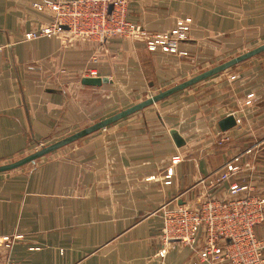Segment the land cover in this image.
<instances>
[{"label": "crops", "instance_id": "crops-1", "mask_svg": "<svg viewBox=\"0 0 264 264\" xmlns=\"http://www.w3.org/2000/svg\"><path fill=\"white\" fill-rule=\"evenodd\" d=\"M14 1L23 6L27 0ZM127 14L150 32L192 20L190 39L180 44L189 55L149 52L144 43L123 37L27 41L23 34L36 24L35 16L0 13V164L30 154L40 141L56 138L111 105L119 78L172 79L184 72L192 56L216 44L212 37L239 30L250 17L262 20L264 0H129ZM88 68L110 81L83 84L84 77H91L85 74ZM221 85L212 96L176 97L167 109L152 110V117L146 113L108 125L35 166L0 173V237L23 234L14 244L13 260L191 264L196 254L186 245L157 255L161 207L195 200L199 190L193 186L201 178L256 143L260 148L239 182L255 181L264 191V59ZM230 115L241 118V124L223 130L220 121ZM171 131L185 144L177 146ZM174 159L179 161L174 164ZM256 232L264 239V225Z\"/></svg>", "mask_w": 264, "mask_h": 264}, {"label": "built area", "instance_id": "built-area-1", "mask_svg": "<svg viewBox=\"0 0 264 264\" xmlns=\"http://www.w3.org/2000/svg\"><path fill=\"white\" fill-rule=\"evenodd\" d=\"M96 2L100 10L94 16H71L65 3L52 4L55 15L52 26L40 27L29 37L60 36L62 32L72 33L79 25L76 31L80 30L84 34L81 36L86 38L99 35L102 38L111 35L137 37L148 49L163 48L169 52L179 51L180 42L186 38V26L173 32L153 34L124 20V16H118L117 0ZM44 7L40 5L38 9ZM235 121L240 125L242 120L236 117ZM260 145L256 143L235 154L216 172L201 178L198 183L203 192L196 206L176 204L166 210L165 214L170 213L168 219L175 223L172 229L164 228L169 231L166 240H178L191 246L196 254L191 264H264V239L256 232L257 226L264 225V191L255 181L239 182L244 168H250L248 159Z\"/></svg>", "mask_w": 264, "mask_h": 264}, {"label": "rangeland", "instance_id": "rangeland-1", "mask_svg": "<svg viewBox=\"0 0 264 264\" xmlns=\"http://www.w3.org/2000/svg\"><path fill=\"white\" fill-rule=\"evenodd\" d=\"M5 0H0V13H3L4 16H35V20L36 24L34 25L33 28L24 31L23 34V39L30 41V40H36V39H41V38H57L60 40H67L70 42H73L75 39L76 40H84V41H90V42H107L115 37H123V38H127V36H123V35H111L107 38H102L101 35L99 36H92L93 38H86L84 35L81 33V31L79 30V32L76 31L77 27L76 26L73 30L72 33L69 32H62L61 34H59L60 36H53L50 35L48 36V34L46 35H37V37H29L31 36V34L34 33L35 30H38L40 27H51L52 26V22H53V16L54 13L51 10V5L57 2H63L67 5L66 11L71 15V16H94V14L97 12V10L99 9V5L98 2H96V0H27L25 1L24 5H19L20 3H16L14 0L13 3L11 4H5L4 2ZM128 1L129 0H117L118 5H117V13L118 16H124V20L132 22L130 20L127 19L126 16H128L127 14V10H128ZM45 6L44 9L39 10L38 6ZM218 8H223V7H228L229 9H233L235 6H217ZM55 11V10H54ZM17 12L16 15L15 13ZM250 21L246 22L247 24H243L241 28L238 30H234L231 31L230 33H226V34H222L221 36H214L212 37L213 40H215L216 44H213V47H211L210 49H207V51H203L201 52V54L199 55H195L192 56L191 59H189V63L187 65V67L183 68L184 72H178L177 76H174L172 79H156L154 77H151V79H142L139 78L138 75H134V77H129V78H119L116 82L115 88L116 90H118V96H115L116 99L113 101V103L111 105L108 106V104H104L103 110L101 109V111L97 112V114H93V116H88L87 121L85 123L79 124L77 125L75 128H72L71 130H68L62 134H60L59 136H57L56 138L52 139V140H44V141H40L38 143L37 146H35V148L33 149L32 152H35L36 150L41 149L44 146H47L51 143H54L66 136H69L89 125H92L93 123L100 121L102 119L107 118L108 116H111L123 109H126L138 102H141L142 100H145L147 98H149L150 96H153L157 93H159L160 91L166 90L172 86H174L175 84H178L184 80H187L207 69H210L220 63H223L235 56H238L248 50H251L257 46H259L260 44L264 43V15L262 16V20H258L257 22L254 21L253 17H250ZM79 21V20H78ZM193 21L190 19L187 20H178L175 24V26L169 30H165V31H160V32H150V33H168V32H173L174 30H176L177 28H179L180 26H186L187 30H186V38L180 42V44L184 41H188L190 39V31H191V26H192ZM139 25V24H138ZM141 28H143L146 31L145 27H142L141 25H139ZM80 28V27H79ZM84 28V26L82 27ZM131 40L134 41H139L145 44L147 50L149 52H163V53H170V54H176V55H181V56H188V51L187 50H183L180 47L179 44V51L177 52H169L167 50H164L163 48H156L154 50L148 49L147 45L145 42L142 41V39L134 37V38H129ZM264 59V52L254 56L250 59H247L246 61H243L239 64H237L234 67H231L229 69H227L224 72H221L217 75H214L200 83H197L189 88H186L182 91H179L177 93H174L173 95L158 101L148 107H145L144 109L137 111L115 123H112L109 126H117L119 124H126L129 123L130 120H132L133 118H135L136 116H144L146 113L147 115L150 116H146V117H152V115H154L152 110H165L168 107L172 106L175 104V98L176 97H181V96H187L188 99L192 100L193 99H197L200 98L202 96H204L205 98L207 96H212L214 93H216V90L219 88H222L221 83H223V81L226 78H231L233 79H237L239 76V72L240 70L246 68L247 66H249L250 64H252L253 62H256L257 60L260 59ZM85 74L91 76V77H97L98 76V71L96 68H88L85 70ZM95 73V74H92ZM150 82H152V84H149ZM157 108H160L157 110ZM144 116V117H145ZM99 131L97 132L98 134H100ZM174 131H171V135ZM94 133L93 135H91L89 138H92L95 136ZM84 138V137H83ZM85 139H79L76 140L72 143H69L53 152H58V151H62V150H68V148H71L72 146H76L79 144V142H82ZM173 138V137H172ZM174 140V139H173ZM31 152V153H32ZM30 153V154H31ZM239 153L238 151H236L235 154ZM49 154H52L49 153ZM45 155L41 158H48L47 156L49 155ZM28 155V154H27ZM233 155V156H234ZM26 156V155H24ZM22 156V157H24ZM20 157V158H22ZM41 158L36 159L35 161L31 162V163H27L17 169L11 170V171H6V172H18L26 167H31V166H35L37 164V162H40L39 160ZM17 160V159H16ZM179 160V159H178ZM15 161V160H14ZM174 164H176L174 161H172ZM172 169V168H171ZM171 169L168 170L167 174H171ZM173 171V169H172ZM4 173V172H2ZM168 176V175H167ZM169 177V176H168ZM194 188H198L199 193L195 194V200H193L192 202L188 203L185 202L183 204H179V203H166L161 207V213H160V218H161V228L159 231V235L158 237L160 238V241L162 243V246L160 248V250L158 251L157 255L158 256H163L166 254V252H168L174 245H186L188 247L191 248V246L185 244L184 242L178 241V240H166V236L168 234L169 231H165L164 228L168 229H172L175 227V223L172 222L170 219H168V215L170 214H165L166 210L169 207H173L174 205H184V204H189L192 206H196L197 204V200L198 198L201 197V192L202 188H201V184L196 183L194 186ZM201 188V189H200ZM193 189V188H192ZM166 220H168V223L166 222ZM23 234H12V235H7V236H2L0 237V264H18L16 261L13 260L12 258V251L14 248V244L16 242V240L20 239L22 237ZM5 249V250H4ZM32 250H37L39 249L38 247H31ZM193 250V249H192Z\"/></svg>", "mask_w": 264, "mask_h": 264}, {"label": "water", "instance_id": "water-1", "mask_svg": "<svg viewBox=\"0 0 264 264\" xmlns=\"http://www.w3.org/2000/svg\"><path fill=\"white\" fill-rule=\"evenodd\" d=\"M112 10V5L109 7V11ZM264 52V43L260 44L259 46L248 50L238 56H235L223 63H220L210 69H207L187 80H184L178 84H175L174 86L160 91L159 93L150 96L149 98L142 100L141 102H138L126 109H123L111 116H108L105 119H102L100 121H97L95 123H93L92 125H89L69 136H66L54 143H51L47 146L42 147L39 150H36L35 152H32L31 154H28L22 158H19L15 161L9 162V163H4V164H0V173L2 172H6V171H11L14 169H17L27 163H31L33 161H35L38 158H41L69 143H72L76 140H79L95 131H98L102 128L107 127L108 125H111L112 123H115L137 111H140L142 109H144L145 107H148L158 101H161L171 95H173L174 93H177L179 91H182L186 88H189L197 83H200L214 75H217L221 72L226 71L227 69L236 66L237 64L246 61L247 59H250L254 56H257L261 53ZM110 81L108 78L106 77H84L82 79V83L85 85H91V86H100L103 83H106ZM220 125L222 127L223 130H227L229 128H232L236 125V121L234 116L230 115L225 117L224 119H222L220 121ZM172 137L175 141V143L177 144V146H182L185 144V140L183 139V137L177 133V132H173L172 133Z\"/></svg>", "mask_w": 264, "mask_h": 264}]
</instances>
